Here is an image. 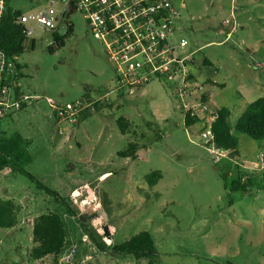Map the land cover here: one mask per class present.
Segmentation results:
<instances>
[{"label":"rangeland","instance_id":"374dc122","mask_svg":"<svg viewBox=\"0 0 264 264\" xmlns=\"http://www.w3.org/2000/svg\"><path fill=\"white\" fill-rule=\"evenodd\" d=\"M59 1L10 0L9 6L23 14ZM170 1L178 10L175 39L187 42L183 55L191 54L190 72L211 111H230L232 127L264 96V0ZM68 24L71 35L52 54L51 36L37 33L34 49L16 58V83L37 100L0 120V139L21 135L31 157L25 170L63 202L18 173H0V201L15 204L17 219L15 227L0 229V264L52 262L29 258L32 223L48 213L69 225L68 249L58 264H147L111 250L140 232L153 240V264H264V142L232 129L237 156L225 152L217 159L205 146L207 115L185 128L181 99L163 82L115 96L114 70L85 18L73 13ZM86 95L102 99L75 125L58 123L47 104ZM120 117L126 135L118 131ZM130 142L138 145L134 161L118 156ZM238 170L252 178L247 192L230 190ZM152 172L160 179L149 187L145 177Z\"/></svg>","mask_w":264,"mask_h":264},{"label":"built area","instance_id":"2783aa9c","mask_svg":"<svg viewBox=\"0 0 264 264\" xmlns=\"http://www.w3.org/2000/svg\"><path fill=\"white\" fill-rule=\"evenodd\" d=\"M9 1L0 0V23ZM73 13L85 18L92 37L102 45L115 73V96L133 95L155 81L166 83L181 99L182 117L208 116L203 135L205 146L212 147L210 153L219 159L226 152L213 143L210 127L215 111L210 110V99L190 72L191 54H182L187 42L175 39L178 10L170 0H60L58 5L50 2L37 12L20 14L14 23L27 40H34L37 33L49 34L52 46L53 34L68 25ZM230 25V19L223 22V26ZM16 66V59L0 49V120L37 100L15 92ZM100 99L87 96L59 105L48 102V106L58 123L75 125L83 113L96 110Z\"/></svg>","mask_w":264,"mask_h":264},{"label":"trees","instance_id":"16d2710c","mask_svg":"<svg viewBox=\"0 0 264 264\" xmlns=\"http://www.w3.org/2000/svg\"><path fill=\"white\" fill-rule=\"evenodd\" d=\"M20 11L7 7L6 13L0 23V49L9 58H17L24 52H31L34 49L35 40H27L22 34V30L14 23ZM230 28L226 31L229 33ZM72 27L68 24L53 34L54 45L48 46L50 54L55 49L63 46L64 40L71 35ZM227 33V34H228ZM204 65L209 62L204 59ZM18 69V66H16ZM18 93V88H14ZM84 97H87L84 96ZM96 109L98 104H95ZM92 113H83L78 122L89 118ZM214 121L211 124L213 143L217 149L226 151L232 159L237 156V138L232 134L233 129L236 133L244 134L254 141L264 142V96L252 101L238 117L236 123L231 127L229 123L230 111L225 107H218L214 114ZM185 128L194 126L199 120L196 117L185 115L182 119ZM118 131L122 135L128 134V124L123 118L116 121ZM138 145L134 142L127 144L126 148L118 153L120 158H130L135 160L137 157ZM31 157L28 149V142L18 133L12 134L8 138L0 139V173L9 169L18 173L34 183L36 189L43 191L57 202H63L59 195L43 186L34 176L29 174L25 167L30 163ZM246 174L237 173V179L232 181L230 190L247 192L251 185L252 178H245ZM149 187L156 185L160 179L159 172H152L145 177ZM85 218L84 216H82ZM82 222V220H80ZM79 222V221H78ZM17 224L16 206L10 201H0V229H11ZM68 223L58 213L42 214L35 218L32 223L31 244L29 258L31 261H40L50 258V264H58V260L68 249L69 227ZM90 239L94 240L88 229L83 228ZM112 252L118 255H132L134 259H148L147 264H153L156 251L153 240L147 232H140L127 241L112 246Z\"/></svg>","mask_w":264,"mask_h":264},{"label":"crops","instance_id":"0c3cea01","mask_svg":"<svg viewBox=\"0 0 264 264\" xmlns=\"http://www.w3.org/2000/svg\"><path fill=\"white\" fill-rule=\"evenodd\" d=\"M227 28V27H226ZM16 65L18 66V69H17V71H19L20 70V66L16 63ZM16 77H17V75L15 76V78H14V87H16V88H18V93H20V94H23V92H21L20 91V89H19V87H18V85H17V83H16ZM24 95V94H23ZM47 104H48V102H47ZM27 107H25V108H23V109H21L20 111H18V112H16V113H13V114H11V115H9L10 117L11 116H13V115H15V114H18V113H20L21 111H23V110H25ZM50 108V107H49ZM7 118V117H6ZM21 136V135H20ZM22 137V136H21Z\"/></svg>","mask_w":264,"mask_h":264}]
</instances>
